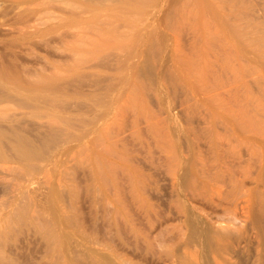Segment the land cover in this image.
Here are the masks:
<instances>
[{
	"label": "rangeland",
	"instance_id": "1",
	"mask_svg": "<svg viewBox=\"0 0 264 264\" xmlns=\"http://www.w3.org/2000/svg\"><path fill=\"white\" fill-rule=\"evenodd\" d=\"M218 1L230 7L231 15L226 21L213 11L208 13L210 52L207 56L213 68L209 70L208 86L201 92L188 84L175 87L158 76L153 79L142 74L141 56L131 57L133 64L126 63L127 70L118 72L95 65L97 56L103 55V51L95 54L86 49L67 50L62 46L69 39L65 37L67 28L57 25L60 19L69 16L65 11L70 9L64 6L55 10L60 18L53 22L57 25L53 33L45 37L27 39L19 34L14 12L0 16V63L15 64L25 75L49 74L58 70L70 75L68 80H72L71 71L79 70L84 78L83 90L88 93L93 90L95 101L101 97L102 103L106 99V105L109 104L101 106L100 98L101 104L92 105V101L86 98L52 94L44 88L39 95L53 97L54 101L65 102L70 107L61 108L59 103L49 104L45 99L29 100V93L22 96L24 100L15 98L1 105L2 111L20 112L19 121L34 137L45 135L47 129L43 125L52 120L74 136L55 142V136L48 133L44 145L37 140L35 142L36 149L43 148L42 156L22 161H10L6 150L9 146L0 143V227L6 228L8 219L12 225L11 236H0V242L11 258L19 264H92L94 255L104 259L106 263L102 261V264H170L171 250L178 256L188 257L192 264L223 262L224 259L214 252H204L197 219L205 214L208 220H214L217 215H223L226 208H231L229 203H223L221 207L207 203L206 188L210 193L213 185H217L222 188V194H229L235 182L243 181L248 192L264 190V175L258 169L264 163V0ZM0 4L5 11L8 2L0 0ZM138 18L141 21L143 17ZM14 20L16 25H13ZM165 31H170L167 38L171 36L168 38L171 46L177 41L175 49H182L181 44L184 48L188 46L189 35L174 38L176 33ZM139 38L135 30L129 40ZM46 39L48 41L43 43L42 40ZM167 48H160L158 55H166L167 64L179 75L190 74L185 66L176 64L171 58L172 48ZM116 53L120 58L123 55V51ZM158 61L157 71L161 72L163 67L160 66L164 61L161 58ZM111 67L115 68V64ZM200 72L198 77L204 73ZM121 74L128 75L122 83L117 81ZM111 77L116 80H110ZM93 80L100 81V85L90 86ZM107 83L116 84L114 90L105 89ZM144 88L146 91L142 90ZM118 92L122 93L121 97H117ZM206 93L218 99L214 111L206 104ZM76 101L84 106L91 105L92 109L75 111L72 106ZM100 112L104 113L103 117L95 125H88V121ZM235 117L246 123V133L238 127ZM83 119L88 120L87 124ZM210 120L215 124V145L209 139ZM65 121L72 122L74 127ZM148 121L161 124L158 128L166 132V137H160L159 129L153 125L152 128ZM0 123L14 129L16 122ZM83 133L86 135L77 140L76 136ZM173 136L177 143L172 145V150L158 146L160 138L163 141ZM30 137L33 138L32 135ZM187 137L192 143L190 146L186 143ZM175 154L185 159L183 163L192 158L198 165H206L210 184L199 182L192 191L189 189L182 194L172 174L171 157ZM32 168L37 171L32 172ZM216 173H219V178ZM32 180L34 186L29 185ZM28 186L30 192L35 193L24 196ZM69 189H73L75 194L68 193ZM19 202L26 205L25 211H21L20 206L15 207ZM41 202L45 203L46 210L38 208ZM35 209L45 211L41 214L54 221L53 225L57 226L54 225L60 234L65 233L73 252H65L61 258L53 256L42 236L26 223L24 216H29L28 220ZM62 214L72 220L70 225L63 223L65 217ZM191 229H196L199 236L190 237ZM255 232V229H250L246 244L243 243L246 251L242 253L241 260L245 256V264H264V247H258ZM194 237L197 239H192ZM257 250L263 255L259 261ZM232 260L234 262L235 258Z\"/></svg>",
	"mask_w": 264,
	"mask_h": 264
},
{
	"label": "bare ground",
	"instance_id": "2",
	"mask_svg": "<svg viewBox=\"0 0 264 264\" xmlns=\"http://www.w3.org/2000/svg\"><path fill=\"white\" fill-rule=\"evenodd\" d=\"M1 1L8 2V5L6 4L5 11L3 10L4 8L2 9L0 7V9L3 10L0 16L1 17L5 16L7 12L16 13L17 17L14 14L13 16L17 18L16 21L18 24L16 23L15 20H14L15 21L14 24L13 23L11 24L19 25L17 26L19 30V34H21L27 39H31L36 36L45 37L46 35H50L55 30L56 26L59 25V27L62 26L63 29L67 28L65 30V37L71 39V41L69 39L68 41H65L67 40L65 39L64 45L62 44V46L67 50L86 49L91 52H94L95 54L101 53L103 51L104 54L101 56H97V61L95 63V65L99 67H106L107 69H112V70L115 69L117 71L123 70L126 69L125 68L126 63H128L127 65H129V62L130 63L133 62V61L131 62L130 60L134 56H141L139 62L141 63L140 72L142 74L147 75L148 77H151L153 79L155 78L154 76H156V78L158 76V78L164 80L165 83L168 84L171 83L172 86L175 87L177 86L180 87L179 85L182 84L185 85L188 84V86L191 85L192 87H194L197 92H201L205 90V88L208 86L207 82L209 80L208 78V74H210L209 70H212L213 68L212 62L208 59L207 56L210 52V48H209L210 24L207 19L208 13L210 11H213L216 14L221 15V17L226 21H229L231 15L230 7L227 8L226 5L219 2L218 0H186L185 2L184 0L183 1L182 0H1ZM180 1L184 3L181 2L182 3L181 4L179 3ZM7 6L9 10H7ZM63 6L66 7L67 9H70L68 11L67 10L65 11L69 14L68 16L69 18L68 17L62 18L59 20V23L55 25L53 24V22H55L54 20L56 18L57 20L60 18V14L58 15L59 17L56 16L57 14H55V10L57 8L59 9L60 7L63 8ZM136 14L137 16H135ZM15 17L12 18L16 19ZM138 17H143V18H141L142 19L141 21H138L139 19ZM165 29L171 30L173 33H176L174 38L175 37L180 38V36L184 34L189 35L190 37L188 39V46L184 48V46L181 44L182 49L180 47L179 48L177 47L175 49V47L178 45L177 41L175 42L174 46H171V44H169L170 39L168 40V38H170L171 36L167 38L168 32L165 31ZM135 30L137 34L139 33L140 38L136 41H130L129 38L131 37V35L134 33ZM173 33H171V35H174ZM169 34L170 31L168 35ZM62 37H64V35ZM51 38L52 37L49 38V41H51L50 40ZM92 38L93 40L90 41L89 39ZM47 39L42 40V42L45 43L44 41H48ZM87 39L90 41L89 43L86 42ZM171 39H173V37ZM58 42L56 41V43ZM47 45L50 46L51 44L47 43ZM168 46L171 47L173 51L171 52L173 53L171 55V58L175 60L176 64L179 67L185 66V69H187V71L189 70L190 74L186 72L187 75L186 74H182V76L179 75L178 73H176L174 69H172V67L168 65L169 63L167 62L168 60H166L167 59L166 55H163L162 57L160 56L162 54L158 55L160 48L163 49L164 47L167 48ZM118 51L120 52L123 51L124 56L122 55L120 58L119 57L120 54L118 55L116 53ZM159 58H161L164 61V63L161 62V65L163 63V65L160 66L161 68L163 67V69H161V72L157 71V67H156L158 64L157 62H159L158 61ZM112 64H115V68L111 67ZM75 65L77 66V64ZM128 67L129 66H127V68ZM196 69H197V73H196ZM199 69L204 73L200 72ZM64 70L68 71V69H64ZM191 70H193L192 71L193 73L195 72V75L191 72ZM71 72H72L71 76H73L72 80L67 79L68 76L70 75L63 74L58 70L52 71L49 74L39 72L34 75L33 74L25 75L16 68L15 64L11 63L7 65L1 62L0 63V107L4 102H7L11 99L19 98L21 100H24L22 96L25 95V93H29L28 98L29 100L32 101H36V100L42 101V99H45L46 102L49 104H52V102L59 103L60 104L59 107L61 108L70 107V106H66L65 102L54 101L53 97H49L51 98L49 99L48 97H44L45 96L44 94L39 95V93L44 91L43 90L44 88H47L50 92H52V94L59 93L62 95L65 94L73 95V97L77 99L86 98L92 101V105L93 104L96 105V103L99 104L100 101L101 103L102 101H104L102 100L103 98L101 97H100L101 100L98 97L100 101L99 100L95 101L94 98L96 97L93 98L94 95L92 94L93 90L91 93H88V91L86 92L83 90L82 86H83L84 78L79 70H73ZM198 72L202 73V76H200L199 74L198 77L197 75ZM127 76L125 74L124 75L121 74L120 76H117L118 79L117 81H120L122 83L126 80ZM113 78L114 77H111L110 80H116L115 78L114 79ZM109 83L105 85V89L110 91L114 88V86L116 87V84L114 83L115 85H113L112 83L110 85ZM71 84L72 87L73 84L75 85L73 89H70ZM95 84L100 85V81L93 80L91 81L90 86ZM117 84L119 85L120 83L117 82ZM142 90H145V88ZM206 94H208L206 96L207 97L206 104L210 106L212 111H214L215 108H217L216 103H218V99L213 94H209V93ZM117 95H118L117 97L119 96L121 97L122 93L118 92ZM104 103H102L103 105L101 106L105 107L108 101L105 104ZM201 103H205V101H202ZM72 109L75 111L85 112V111H90L92 109V106L91 105L84 106L81 104V102L76 101L72 106ZM103 114L104 113L102 112L97 113L95 114V117L94 119H92V121L86 120L89 122L88 125L91 124L95 125L96 121H98L103 117ZM20 115H21L20 112L8 113L6 112V110L2 111V108H0V122H9V121L16 122L13 125L14 129L12 128L9 129L6 126L4 127L0 123V143L5 146H9L7 147L8 149L6 148V150H7V157L10 161H13L14 159L19 161L30 158L39 159L42 156L41 154L43 148L36 149L35 142L37 140L38 142L42 143V145H44L45 144L44 140L46 139V135L48 133L55 136L54 137L55 142L63 140L64 138L70 139L74 137L68 133L69 131L67 128L66 130L68 132H66L64 128L56 124V122L53 120L43 125V128L47 129V133L45 135L42 136L38 135V137H34L32 133L26 131L27 126L23 125V123L19 121L18 118ZM234 119L236 120L238 127L246 133V123L242 119L240 120V118L238 117H235ZM86 121L84 120L83 123L87 124ZM157 121L158 120H156V122ZM65 122L68 126L70 125L72 128L74 127L71 125L73 124L72 122L70 121L69 123L67 121ZM157 123L154 124L150 123L151 127L153 125L155 129H159V131L161 132L160 128H158L161 127L160 126L161 124L158 125L159 123L158 124ZM66 124L65 126H67ZM214 128H215V124L213 120H210L208 132H209V139L211 140L210 142L212 143V145H215L217 142L216 141L217 137L215 136L216 132L214 131ZM151 131L153 132V129ZM157 131L156 133L154 132L156 135H157ZM86 133H83L80 136L78 135V137L76 136L77 140L84 137ZM161 133L162 135L163 134L164 135L162 136ZM161 133H160V137H166L165 136L166 132L164 133V130ZM29 135L30 136L32 135L33 138H31ZM169 136H172V133ZM2 137H4L5 140ZM168 138H166L167 140L165 139L163 141L160 138L161 142L160 144H158V146L160 147L161 145L162 148H166V150L171 149L173 146H175L177 143V141L175 140L176 137L174 138L173 136L172 138L171 137ZM155 140L158 141V139ZM186 143L189 146L190 144H192L190 143L188 137ZM178 154L172 155L171 157L172 159L171 161L173 164L172 174L174 176L176 183L179 184V191L182 194L189 191V189L190 191H192L198 185L199 182H204L203 184L205 185L210 184L211 179L209 177V169L207 168L206 165L204 164L198 165L196 161L195 164L194 160L192 161V158L191 159L187 158L188 161L185 162L186 163L185 164L183 163L185 159L184 160L181 159L180 157L181 155L179 156ZM258 169H260L261 174L264 175V163L261 164L260 168ZM36 171L37 170L35 168H32V172H36ZM215 176L219 178V173H216ZM32 182L33 180L30 182L29 185L33 184L34 186V183ZM32 188L34 190V187ZM29 189L31 188L29 187L27 192L26 191L24 192V196H29L28 194L32 195V193H35L33 191L30 192ZM211 189L212 192L209 193V188H206L207 193L205 194H208V197L206 198L207 203L212 204L215 207H219V206L221 207L223 203H229L231 204V208L230 207L226 208V212L221 216L217 215V217H215L214 220L211 219L208 220L205 214H201L197 219L198 220L197 223L200 224L199 233L201 237V244L204 247L203 249H205L204 252L206 251L214 252L216 255H218V257L220 256V258L224 259V260L222 259L223 260L222 263L220 261L217 262V264H245L244 260L246 258H244L245 257L244 256L242 258V260L243 259L244 260L242 261L241 255H243L244 254L243 252L246 251V249L244 251L245 248L244 246H246L245 244H246L247 234L250 229L251 230L255 229L256 231L255 237L258 247H262V249L264 247V190L260 189V190L248 192L246 191L243 185V181L235 182L229 194H222L223 193L222 188L217 185H213V188ZM35 190L36 192H38L37 189ZM68 193L73 195L75 194V191H73V189H69ZM22 204L24 205V203L19 202L15 207L20 206L21 211H25L24 207L26 205L23 206ZM39 205H38L39 209L46 210L45 203L41 202ZM39 209H35L28 220L27 218L29 216H27L26 214H24L26 215L24 216L22 213V215L26 217V223L28 225L30 224L31 226H33L37 230L38 234L42 236V238L46 241L48 250L51 251L53 256L61 258L60 255L63 256L65 252L68 253L73 252L71 249L72 248L71 244L68 243L66 240L65 233H64L65 236L60 234L59 233L60 230L58 229L59 230L58 231L56 229L57 226L54 224L56 226L54 227L53 225L54 221H51L48 216L45 217L46 215L43 216L46 212ZM17 210L18 209L16 208V211ZM49 211L53 213L51 209ZM41 212L44 214H41ZM58 212H60V210ZM49 213L48 215H50ZM41 215L45 218L41 217ZM46 218L49 221L46 220ZM6 221H8L9 225L6 228H2V229L0 227L1 229L0 236L5 235L7 237L10 234H12V232L10 231L12 225L9 222V219ZM62 221L64 224L70 225L72 220L68 216H66L65 219L63 218ZM199 233L196 231V229H191L189 231L190 237H193L194 235L197 234H198L197 236H199ZM192 239H197V237L196 238L194 237ZM243 243L245 244L243 245ZM3 245L4 244L0 242V264H19L16 260H14L9 256V254L5 251ZM169 254H170V264H192L191 259H189L188 257L185 256L183 257L180 255L178 256L171 250L169 251ZM73 256L74 254L72 255V257ZM92 256H93L91 259L92 264H102V261L104 260L102 257L99 258L94 255ZM260 256H261V252L260 253L258 252L257 260L260 258ZM234 258L235 260L233 262L232 259ZM215 259L217 258L215 257ZM103 262L106 263L105 261Z\"/></svg>",
	"mask_w": 264,
	"mask_h": 264
}]
</instances>
